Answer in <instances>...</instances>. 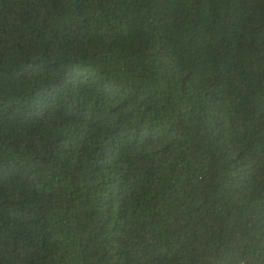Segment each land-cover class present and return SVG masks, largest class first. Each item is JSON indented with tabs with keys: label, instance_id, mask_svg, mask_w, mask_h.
Listing matches in <instances>:
<instances>
[{
	"label": "trees",
	"instance_id": "trees-1",
	"mask_svg": "<svg viewBox=\"0 0 264 264\" xmlns=\"http://www.w3.org/2000/svg\"><path fill=\"white\" fill-rule=\"evenodd\" d=\"M0 264H264V0H0Z\"/></svg>",
	"mask_w": 264,
	"mask_h": 264
}]
</instances>
